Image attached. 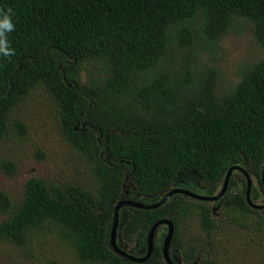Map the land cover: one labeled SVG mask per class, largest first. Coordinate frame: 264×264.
Returning a JSON list of instances; mask_svg holds the SVG:
<instances>
[{"label":"trees","instance_id":"1","mask_svg":"<svg viewBox=\"0 0 264 264\" xmlns=\"http://www.w3.org/2000/svg\"><path fill=\"white\" fill-rule=\"evenodd\" d=\"M9 8L15 27L6 35L15 54L0 53V141L11 125L27 133L11 112L40 87L57 105L63 138L84 175L68 182L31 176L17 204L0 189V240L22 247L33 233H49L67 242L80 264H166L159 245L139 263L107 243L109 203L126 181L154 194L180 170L194 169L206 184L218 185L243 161L261 178L264 55L219 94L218 71L206 66L205 51L238 18L252 25L264 49V0H0V10ZM0 165L10 175L18 169L5 158ZM224 207L264 223V209L248 204L245 189ZM211 211L184 197L162 208H134L121 235L131 242L171 214L173 244L184 260L219 264L180 235L196 215L210 238L219 228Z\"/></svg>","mask_w":264,"mask_h":264},{"label":"rangeland","instance_id":"2","mask_svg":"<svg viewBox=\"0 0 264 264\" xmlns=\"http://www.w3.org/2000/svg\"><path fill=\"white\" fill-rule=\"evenodd\" d=\"M263 55L264 49L258 44L252 25L238 18L216 46L205 51L206 66H215L218 71L217 92L229 91L239 82L241 69ZM15 120L26 125L27 133L22 134L11 125L7 136L0 141V162L9 159L18 167L10 175L0 165V189L9 193L15 204L23 198L25 184L31 176L68 182L84 175L77 152L63 138L58 107L44 89L34 90L11 112V121ZM42 152L46 155L43 159L39 157ZM215 220L219 228L208 238L198 217L191 216L185 227L181 225L185 244L206 249L205 258L219 264H258L264 258L261 217L242 215L223 205ZM51 259L80 264L71 246L49 233L35 237L33 233L22 247L0 240V264H50Z\"/></svg>","mask_w":264,"mask_h":264},{"label":"flooded vegetation","instance_id":"3","mask_svg":"<svg viewBox=\"0 0 264 264\" xmlns=\"http://www.w3.org/2000/svg\"><path fill=\"white\" fill-rule=\"evenodd\" d=\"M245 168L247 169L248 165H245ZM250 175L252 176V180H253V183H252V186L250 189V197L254 202L257 203V201H259V202L262 201V203H259V204H264V180L262 178L263 177V169L261 172V178L260 179L257 176L252 175L251 173H250ZM224 180H225V178H224ZM224 180L222 181V183H220L218 185H208L204 182L203 178L201 177V175L196 170L184 169V170H180L179 172H177L174 175V177L172 179V183L170 184V186L166 190L158 192V193H154V194H147V195L141 194L137 190V187L135 185H133L130 180H128L123 184V192L120 195L114 197L109 203V205H111L113 207V216H112V219L109 222L108 226H110V227L113 226L112 221L114 218L115 205L119 202L124 201V200L136 201V202L143 201V202H146L149 204L161 203L157 208H162V207L168 206L169 204L176 201L177 199L184 197L187 199H192L195 201H201V202H205V203L209 204L211 206L212 216L214 218H216L219 210L222 208V206L224 205V202L226 201V199L228 197L234 195L237 192H241L243 189H245V195H246V199H247V179H246V176L243 172L238 171V170H235L233 172L232 176L230 177V181L228 184L227 191L224 193L223 196H221L220 198H217V199L206 200V201L205 200H198L192 196H189L188 194H184L180 190H188L190 192H195V193H198L201 195L215 197L221 193ZM174 190H177V193H172V191H174ZM170 193H172L170 199L166 200V202H162L163 199H165ZM258 199H260V200H258ZM134 208H136V207L130 206V205H122L119 208L117 240L120 242L121 246L126 249V251H128L134 255H137V256H143L147 252V234H148L150 228L153 227V225L156 222L162 221L165 219H169L174 224V222L172 220L173 215L169 214L167 217L158 219L148 229L141 228L136 233V236L133 239V241L128 242L122 238L121 232H122L124 225L126 224V222L128 221V219L131 216L132 209H134ZM167 232H168V224L162 222L158 226V228L156 230V234H155V245H159L161 247V250L163 247V239L168 234ZM175 235H176V227L174 224V235H173L172 243L170 245L171 256L174 258V260L177 262V264H193V262L192 263L184 262L185 260L181 255L182 254L181 250L178 249L173 244ZM162 255H163V250H162ZM163 258H164V255H163ZM164 261H165V259H164ZM198 262L199 261H195L194 263L197 264Z\"/></svg>","mask_w":264,"mask_h":264},{"label":"water","instance_id":"4","mask_svg":"<svg viewBox=\"0 0 264 264\" xmlns=\"http://www.w3.org/2000/svg\"><path fill=\"white\" fill-rule=\"evenodd\" d=\"M245 165H246V163H245V161H243V163H241V164L233 165L230 167V169H229V171L225 177L223 187H222V191L219 195H217L215 197L201 195V194H198L195 192H190L188 190H180V191L183 192L184 194H188L189 196H192L198 200H205L206 201V200H213V199L220 198L227 191L228 184L230 181V177L232 176L233 172L235 170H238V171L243 172L246 176V179H247V202H248V204L251 207H253L254 209L263 210L264 204H258L256 202H254L250 197V189H251L253 180H252V176L250 175V173L245 168ZM129 177H130V175H127L126 178L128 179ZM262 178L264 180V167H263V177ZM172 193H177V190L172 191ZM172 193H170L165 199H163L162 202H166V200L170 199ZM160 204L161 203L149 204V203H146L143 201L136 202V201L124 200V201L119 202L115 205L114 218L112 221L113 226H111V227L108 226L107 243H109V245L113 248V250L117 254H119L124 259L129 260V261H134V262H139V263H144V262L148 261L151 258L153 251H154L156 230H157L158 226L163 222V223L168 224V232H167L168 234L163 239V247H162L164 259H165V262L167 264H177V262L174 260V258L170 254V245L172 243L173 235H174V224L169 219L158 221L153 225V227L150 228V230L147 234V252L143 256H137V255H134V254L126 251V249L123 248L121 246L120 242L117 240L118 211L122 205H130V206H134V207L139 208V209H155ZM193 264H196V263H193Z\"/></svg>","mask_w":264,"mask_h":264},{"label":"clouds","instance_id":"5","mask_svg":"<svg viewBox=\"0 0 264 264\" xmlns=\"http://www.w3.org/2000/svg\"><path fill=\"white\" fill-rule=\"evenodd\" d=\"M13 10L11 8L6 11L0 10V16L3 17V20L0 21V53L4 56L14 55V49L9 45V41L6 35V32L14 30V25L11 23Z\"/></svg>","mask_w":264,"mask_h":264}]
</instances>
